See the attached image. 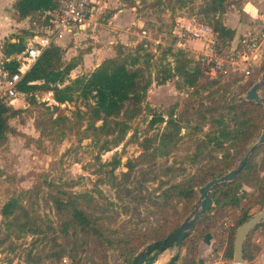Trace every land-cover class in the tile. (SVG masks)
Instances as JSON below:
<instances>
[{
  "label": "rangeland",
  "instance_id": "1",
  "mask_svg": "<svg viewBox=\"0 0 264 264\" xmlns=\"http://www.w3.org/2000/svg\"><path fill=\"white\" fill-rule=\"evenodd\" d=\"M205 2L106 0L101 14L94 20L97 28L92 25L83 36L70 40L63 49L64 64L75 60L84 67L86 62L90 69L100 59H103L102 64L114 60L122 46L126 53H134L141 46L151 55L149 73L153 82L147 100L142 105V113L130 121L131 128L121 144L114 143L117 133L113 126H109L99 139H95L91 130L86 131L87 115L78 122L75 114L79 110L82 113L87 110L76 96L71 102L59 104L53 92L43 90L35 93L36 104H30L27 95L23 100L15 102L12 107L24 112L10 120L15 133H10L7 142L0 146V264H27L32 258L37 264H124L120 251L111 250L101 240L69 226V215L57 211L56 199L71 201L79 209L102 217L103 225L115 231L108 235L109 238L125 243L134 240L137 243L136 239L141 235L148 237L157 230L169 232L175 226H181L194 212L200 203L199 191L197 200L192 204L175 199L171 205L167 204L162 209L163 191L169 185L202 177L205 171L226 163L222 161L223 153H219V159L213 162L208 159L192 162L196 151L195 139H202L210 128L209 123L197 113L200 111L207 114L213 100L221 97L212 98L209 92L204 91L199 94L196 88L184 84L180 77L165 83L159 80L174 69L173 53L179 50L177 29L200 24L213 28L212 21L205 19L201 12ZM120 10H126L130 15L122 23L113 20V15ZM42 24V14H36L30 17L29 24L24 27H29L28 31L32 35L31 31L37 30ZM142 30L149 33L152 41H161L158 47L152 46L148 50L144 48L139 35ZM22 31L20 28L18 35H22ZM30 35L25 37V43ZM195 42L189 41L184 51L193 60H200L198 54L190 51V48L198 51L196 48L199 43ZM198 42L203 44L202 41ZM102 50L106 52L101 53ZM102 64L88 73L94 72ZM263 67L264 56L254 68L250 79L237 76L225 78L210 92L221 88V92H225L221 102L245 98L250 89L247 90L248 84L254 78H258L257 81L260 79ZM260 91L264 96V86ZM55 107L58 109L54 110ZM172 112L176 118L182 119V141L168 156L158 154L153 161L148 157L142 159L140 143L160 135L166 126L152 125V121L160 115L167 120ZM57 117L63 120L59 125L52 126L50 118L55 120ZM206 117L208 119L210 116ZM201 128L203 132L199 131ZM50 130L51 135L44 136ZM154 144L153 148L158 145V141ZM231 153L234 155L235 151ZM243 156L229 159L228 162L232 164L230 170L237 166ZM253 159L259 170L257 178L252 177L251 184L244 182L240 186L236 193L239 205H226L223 210L220 209V219L212 228L211 234L217 235L219 223L225 217L230 218L232 228L229 242L234 230L236 234V225L244 209L250 206L249 214L252 217L264 211V169L260 170L264 165V148L258 149ZM129 161L135 167L128 178L125 173L128 172L126 164ZM116 162L120 164L113 170ZM218 170L214 178L229 172L221 175ZM11 199L18 202L19 215L16 219L5 220L1 210ZM24 225H29L26 231ZM151 243L141 247L139 252ZM251 245L255 249V256L244 264H252L254 261L264 264V226L251 234ZM225 253L226 250L224 258Z\"/></svg>",
  "mask_w": 264,
  "mask_h": 264
},
{
  "label": "trees",
  "instance_id": "2",
  "mask_svg": "<svg viewBox=\"0 0 264 264\" xmlns=\"http://www.w3.org/2000/svg\"><path fill=\"white\" fill-rule=\"evenodd\" d=\"M55 0H18L14 9L16 11V19L23 21L30 19L36 14H43L50 11L55 6ZM230 0H206L202 7V14L205 19L212 21V29L216 34L215 48L217 50L230 49L231 43L235 37V31L227 27L223 22V15L226 13ZM30 35L28 30H23L16 42L5 41L2 45V54L5 65L14 72L19 67L17 61H8L11 57L19 55L26 50L25 37ZM122 46V45H121ZM124 47H119L117 57L113 60L104 62L97 70L92 73H85L76 79H70L71 72L77 67L78 62L72 60L64 64L62 61L63 50L56 45L46 49L31 70L22 79L19 90L26 94L30 104H36L37 99L35 93L37 91H50L54 94V99L59 104L71 102L74 97L81 99L86 108V112L80 110L76 112L78 122L87 115L86 131L91 130L95 139H99L109 126H113L117 136L114 139L116 145L121 144L126 138L131 126L130 121L134 120L142 113V105L147 100L148 91L152 85L153 79L149 73L151 55L147 53L141 46L134 53H126ZM175 58V66L173 70H169L159 81L165 83L174 77L183 79L184 84L197 92H209V96L214 98L220 96V99H214L208 108V113L198 112L201 118L209 123V130L204 133L203 138L195 139L196 151L192 156V162L196 163L200 160H210V162L219 159L218 154L223 153L222 161L226 163L216 169L205 171L204 176L192 178L177 184L169 185L163 191V205L165 209L167 204H172L176 199L192 204L198 198L199 189L209 180L219 174H224L232 168L229 159H239L246 153L248 148L256 142L264 131V106L254 102H248L244 98H234L230 101L221 99L225 96V92H221V88L214 91L210 90L218 86L221 78L210 80L205 72V66L201 60H193L189 57L188 52L179 49L173 53ZM192 65H194L192 67ZM254 71V69H253ZM264 71V67L261 72ZM253 76L249 77V79ZM258 78L248 84L247 90L257 81ZM52 85H61V88L51 87ZM202 107L204 105H201ZM55 107L54 110H57ZM24 111L15 109L6 102L0 100V146L5 144L10 133H15L10 125V120L18 117ZM207 115L210 117L207 119ZM172 112L166 120L162 115L156 117L152 121L154 124H166L160 135H156L153 139H146L140 143L143 153L141 158H149L155 160L158 154L168 156L174 148L182 141L181 132L183 130L182 119L175 117ZM63 119L57 117L55 120L50 118L52 126L59 125ZM100 123V126L97 124ZM71 125L73 122L71 121ZM39 128V126H38ZM200 132L202 128L199 129ZM52 131L44 133V136L51 135ZM65 135V133H61ZM158 141V145L153 148L154 143ZM264 148V146L259 149ZM152 149V152L148 153ZM108 150V149H106ZM162 150V153L159 151ZM235 154L232 155L231 151ZM258 151V150H257ZM256 153V152H255ZM254 153V154H255ZM253 154V156H254ZM253 156L248 164L238 174L235 181L217 185L212 189L210 196L213 200V207L209 213L202 218L195 226L194 230L184 240L182 249L186 250V254L176 256L178 264H198V245L206 234H211L212 228L220 219L219 210L224 209L226 205L237 207L239 205L236 193L240 186L245 182L251 184L252 177L257 178L258 167ZM116 162L113 170L119 166ZM128 172L125 176L129 178L135 165L129 161L126 164ZM264 169V165L260 170ZM166 185H168L166 183ZM264 200V194L262 195ZM261 198V197H260ZM55 206L59 213L69 215V226L79 230L87 236H92L101 240L107 248L121 252V258L124 264H130L140 248L148 242L160 243L167 239L175 232L180 225L175 226L169 232L157 230L152 235H141L130 243L124 241H114L109 238L111 231L102 223V217L93 213H87L83 209L72 205L71 201L64 202L61 199L55 200ZM250 206L244 209L240 216V220L236 228L249 220L252 216L249 214ZM1 215L5 220L10 218L16 219L19 215V205L15 199H11L2 207ZM264 226V221L255 228L247 237L244 244L245 261H251L255 256V249L251 245V234L259 227ZM33 228V226H31ZM24 230L29 225L23 226ZM30 230V229H28ZM235 232V230L233 231ZM231 233L229 246L226 252V258L233 259L234 238L235 233ZM148 238L150 241H148ZM98 240V241H99ZM162 247L159 246L158 249ZM27 264H37L34 259L28 260Z\"/></svg>",
  "mask_w": 264,
  "mask_h": 264
},
{
  "label": "built area",
  "instance_id": "3",
  "mask_svg": "<svg viewBox=\"0 0 264 264\" xmlns=\"http://www.w3.org/2000/svg\"><path fill=\"white\" fill-rule=\"evenodd\" d=\"M54 2V8L42 14L43 24L37 30L31 31L32 35L27 40L26 50L8 59L9 62L15 60L19 63L17 70L11 72L4 62L0 63V100L8 105L14 107L15 102L23 100L26 96L19 90L20 83L42 53L56 45L63 33L77 35L87 30L98 5V0H55ZM140 36L146 50L152 46L158 47L161 43V41H152L146 30H142ZM176 36L177 46L183 50H186L185 46L189 41L203 42V49L198 58L205 66L206 75L211 80L233 76L247 80L264 55V18L257 33L245 37L237 47L230 49L217 50L216 34L211 27L204 24L185 27L179 30ZM231 228L232 221L228 217L219 223L217 237L223 245V252L215 258L214 263L210 264H232L223 257L229 244Z\"/></svg>",
  "mask_w": 264,
  "mask_h": 264
},
{
  "label": "crops",
  "instance_id": "4",
  "mask_svg": "<svg viewBox=\"0 0 264 264\" xmlns=\"http://www.w3.org/2000/svg\"><path fill=\"white\" fill-rule=\"evenodd\" d=\"M17 1L18 0H0V63L4 62L5 60L2 54V45L6 41V39L8 38L10 42H16L19 36L17 31L20 28L22 30H29V27H24L26 24H29V18L23 21H19L16 19V11L14 9V5ZM105 2L106 0H104V2L103 0H98L96 12L90 20L87 30L92 25L97 28V23H94V20H96L97 17L101 14V11L103 9V3ZM128 17H130V15L126 10H120L118 14L115 13L113 15V20L118 22L121 21L122 23L123 20L127 19ZM263 18L264 0H230L227 11L223 15V22L227 27L235 31V37L231 43V48L237 47L239 45V42L245 39V37L254 35L257 31H259ZM112 23L113 22L110 23V26L113 25ZM139 23L140 22H137V24ZM183 28L185 27L177 29L176 33ZM87 30H85L84 32H80L77 35L63 33L62 36L57 40L56 46H59L63 50L64 48H66L70 40L78 39L79 37L83 36L87 32ZM195 43H199V45H197L198 47L196 48L198 51H192L191 48L190 51L194 54H198L199 56L202 52L203 44H200V42L198 41ZM105 52L106 51L104 50L101 51V53ZM102 58L105 59V57ZM71 61L72 60H70L69 62ZM102 62L103 59H100L96 63V65L92 67V69H95L97 66L102 64ZM87 66L88 65H86V62L84 67L82 66L81 62H78L77 67L71 72L70 79H76L84 73L90 72L92 69L87 68ZM80 70H82L81 73H79ZM222 246L223 245L220 240H218L217 235L206 234L198 245V264L214 263V259L217 256L219 257L223 252ZM227 248L228 247H226V252ZM179 254H181V256H184L186 254V250L181 248L178 252L174 253L173 250L167 249L163 253L159 252L156 264H167L170 262V260L173 259V256H178ZM224 259L227 262H231V260L226 258V253ZM252 264L259 263H257V261H254Z\"/></svg>",
  "mask_w": 264,
  "mask_h": 264
},
{
  "label": "water",
  "instance_id": "5",
  "mask_svg": "<svg viewBox=\"0 0 264 264\" xmlns=\"http://www.w3.org/2000/svg\"><path fill=\"white\" fill-rule=\"evenodd\" d=\"M264 86V72L260 79L255 82L248 92L246 93L245 100L248 102H254L256 104H262L264 106V96L261 94V88ZM264 146V131L254 142L243 158L239 161L237 166L230 170L223 176L213 178L208 181L204 186L199 189V205L195 208L194 212L190 214L181 226L173 232L167 239L160 243L153 242L147 245L141 250L134 258L131 264H156L159 256V252L163 253L167 249H171L178 252L183 245L184 240L190 235V232L194 230L196 224L204 218L211 208L213 207V200L210 196L212 189L221 184L231 183L235 181L238 174L248 164L253 154ZM264 221V211L255 214L252 218L241 224L235 234L234 240V253L232 264H244V244L250 233ZM161 246V249L158 247ZM177 256V255H176ZM176 256L173 257L167 264H176Z\"/></svg>",
  "mask_w": 264,
  "mask_h": 264
}]
</instances>
